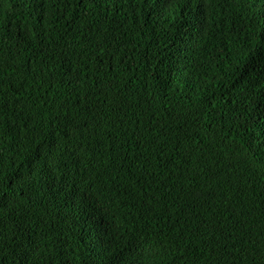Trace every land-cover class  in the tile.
Wrapping results in <instances>:
<instances>
[{"label":"trees","instance_id":"obj_1","mask_svg":"<svg viewBox=\"0 0 264 264\" xmlns=\"http://www.w3.org/2000/svg\"><path fill=\"white\" fill-rule=\"evenodd\" d=\"M114 260L264 264V0H0V264Z\"/></svg>","mask_w":264,"mask_h":264},{"label":"snow or ice","instance_id":"obj_2","mask_svg":"<svg viewBox=\"0 0 264 264\" xmlns=\"http://www.w3.org/2000/svg\"><path fill=\"white\" fill-rule=\"evenodd\" d=\"M112 264H120V262L118 260H114L112 261Z\"/></svg>","mask_w":264,"mask_h":264},{"label":"bare ground","instance_id":"obj_3","mask_svg":"<svg viewBox=\"0 0 264 264\" xmlns=\"http://www.w3.org/2000/svg\"><path fill=\"white\" fill-rule=\"evenodd\" d=\"M235 33V32H234ZM64 51V50H63ZM218 109V108H217ZM202 129V128H201ZM236 138V137H235ZM259 175V174H258Z\"/></svg>","mask_w":264,"mask_h":264}]
</instances>
